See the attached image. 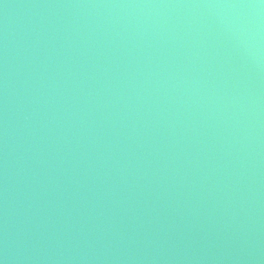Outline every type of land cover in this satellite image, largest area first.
Returning <instances> with one entry per match:
<instances>
[{
	"label": "water",
	"instance_id": "water-1",
	"mask_svg": "<svg viewBox=\"0 0 264 264\" xmlns=\"http://www.w3.org/2000/svg\"><path fill=\"white\" fill-rule=\"evenodd\" d=\"M0 264H264V0H0Z\"/></svg>",
	"mask_w": 264,
	"mask_h": 264
}]
</instances>
